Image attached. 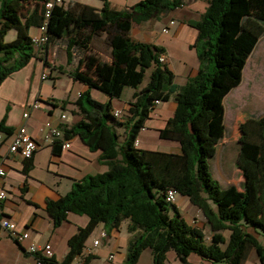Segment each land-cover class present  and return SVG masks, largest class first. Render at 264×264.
Listing matches in <instances>:
<instances>
[{
	"label": "trees",
	"instance_id": "1",
	"mask_svg": "<svg viewBox=\"0 0 264 264\" xmlns=\"http://www.w3.org/2000/svg\"><path fill=\"white\" fill-rule=\"evenodd\" d=\"M47 1L0 0V84L36 56L33 27L45 23L44 56L59 40L65 42L66 64L73 62L75 50L81 51L76 65L66 72L87 86L74 102L79 119L62 128L53 149L58 151L61 141L76 133L90 149L101 150L99 159L108 169L75 181L66 194L46 201L54 227L66 220L68 212L89 219L68 239L62 261L43 257L42 264H71L96 226L103 223L108 230H118L124 220L132 236L122 264H136L146 248L151 250V264H165L168 251H174L183 264H191L190 253L212 262L244 264L252 249L264 264V246L258 240L264 234V114L257 120L246 119L240 127V187L221 186L209 163L222 135L223 99L240 81L258 35L264 33L260 24L264 0H207L201 17L189 21L198 30L193 44L198 71L180 85L165 61L158 59L165 49L133 40L129 32L133 22L176 9L184 0H139L123 9H112L103 0L98 16L78 0L56 3L46 15ZM10 29L16 36L5 41ZM99 33H105L110 47L106 59L90 51ZM44 64L49 65L47 58ZM58 68L62 71L61 65ZM147 69L148 80L141 86ZM126 87L135 92L117 118L112 99L120 98ZM91 89L107 100L92 98ZM169 99L176 108L159 136L178 142L180 152L136 146L155 105ZM11 131L0 121V132ZM31 159L24 166L26 173ZM168 189L187 196L202 211L212 231L208 243L202 229L188 223L175 202L167 200ZM224 230L229 231L227 238Z\"/></svg>",
	"mask_w": 264,
	"mask_h": 264
},
{
	"label": "crops",
	"instance_id": "2",
	"mask_svg": "<svg viewBox=\"0 0 264 264\" xmlns=\"http://www.w3.org/2000/svg\"><path fill=\"white\" fill-rule=\"evenodd\" d=\"M78 1L86 4L87 10L96 16L99 15L103 5V0H98L99 3H91L86 0ZM138 1L107 0L112 9L127 8ZM207 5V0H184L183 4L176 9L162 12L148 20L132 23L129 32L131 39L152 43L165 49V63L173 72L174 82L178 85L183 84L188 77L194 76L198 71L199 60L193 47L198 30L191 26L189 21L198 20ZM170 20H173V23H170ZM165 26L168 28L167 32L162 31ZM37 33V28L30 29V35ZM262 36L264 37V33ZM255 47L247 59L251 58ZM45 58L47 57L43 54L36 55L25 66L7 76L0 84V121L12 129L10 134L0 132V162L5 169L1 186L7 192L6 198L0 200V218L12 219L16 222L19 231H28L29 233L27 239L18 243L0 226V264H26L31 258L26 252V246L30 242L49 243L53 250L52 257L58 262L62 261L68 251V239L76 233L79 227L85 226L89 218L85 214L68 212L66 220L54 227L53 221L45 209L46 201L66 194L75 181L81 180L87 175L105 172L108 169L107 165L99 159L101 150L90 149L76 133L71 134L68 138L69 147H60L58 151H54L53 141L55 139L51 134L50 127L46 124L63 128L77 121L79 116L74 114L77 110L74 102L80 93L87 89V86L79 81H74L67 75L66 72L75 65L71 63L68 65L72 67L62 66L61 71L59 66L55 67L50 63L45 65ZM54 70L56 73L53 72ZM43 72L48 73L46 79L41 78ZM62 75L67 78L68 94L60 97L55 94V85ZM49 78L53 79L52 86L45 83ZM134 92L135 89L128 91L120 103H114L115 98L112 99L113 109H120L123 113L128 107L129 101L132 100ZM90 93L92 98L100 102L107 100V96L103 93V97L96 98V95L101 93L96 89H91ZM36 100L39 102V107H31ZM64 100L65 104L62 102ZM175 108L176 103L173 99L158 102L152 110L150 118L146 121L145 127L140 130L136 146L155 150L152 148L153 139H162L159 136V130L164 127L166 120L172 116ZM25 111L29 114L27 118L23 117ZM62 113L70 115L67 122L60 118ZM22 124L26 125L38 144L37 150L31 157V166L27 173L24 172L27 159L18 152H9L12 132ZM166 141L173 144L172 150L169 152H180L178 142ZM178 196L181 197L180 202H175V204L179 211L180 203L189 202L192 204L187 196ZM187 213L188 223L202 229L204 234L206 231L211 235L210 226L197 206L192 204ZM102 228L107 231V236L92 248L89 255H85V248H83L84 264H114L117 258L119 259L117 264H122L132 234L128 232L123 245L120 235L121 226L118 230L114 228L108 230L103 223H100L93 230V232L97 231L95 236L90 241L92 232L87 238L85 246H91L92 241L97 238L99 230ZM139 260L136 264H139ZM187 260L191 264H224L203 259L195 253H190ZM165 264L183 263L174 251H168Z\"/></svg>",
	"mask_w": 264,
	"mask_h": 264
},
{
	"label": "rangeland",
	"instance_id": "3",
	"mask_svg": "<svg viewBox=\"0 0 264 264\" xmlns=\"http://www.w3.org/2000/svg\"><path fill=\"white\" fill-rule=\"evenodd\" d=\"M91 3H99L98 0H86ZM94 16V14H93ZM264 30V22L260 23ZM262 30V31H263ZM258 34V33H255ZM16 32L14 29L8 30L4 40L10 41L14 39ZM258 43L253 51L251 58L246 60L240 81L229 91V93L223 99V113L221 118L222 135L218 139L214 147V154L210 158V170L214 179L218 183L225 187L228 184H234L238 187L241 185L242 176L239 168L237 167V160L239 156V138L241 135L240 127L243 125L246 119L257 120L264 114V37L262 34L258 35ZM65 42L59 40L55 44L50 45L47 60L55 67L61 65L64 67H72L66 64L65 59ZM90 51H93L103 58H108L110 47L106 40L105 33H99L94 36L90 43ZM81 51H74L73 65H76ZM56 73V71H53ZM150 73V69L145 72L144 79L141 86L144 85ZM53 79H47L46 84L52 86ZM66 76H60L56 82L55 94L57 96H66L68 94ZM125 92L121 98H115L114 103H120L124 96L128 94L131 87H126ZM103 97V94L96 95V98ZM120 99V100H119ZM153 149L159 151H171L173 144L163 139H153ZM181 197L176 195L175 202H180ZM192 204L189 202L180 203V212L183 214L186 221L188 220V209ZM127 220L122 222L120 228V235L122 237V244L124 245L125 239L128 235ZM97 231L91 234L90 241L95 236ZM208 232V230H207ZM225 237L229 236V231H223ZM209 234L205 231V242H209ZM259 242L264 246V234H260L258 237ZM118 258L114 261V264L118 263ZM152 255L151 250L146 248L142 253L139 264H151ZM244 264H260L254 249L250 250L248 258Z\"/></svg>",
	"mask_w": 264,
	"mask_h": 264
},
{
	"label": "built area",
	"instance_id": "4",
	"mask_svg": "<svg viewBox=\"0 0 264 264\" xmlns=\"http://www.w3.org/2000/svg\"><path fill=\"white\" fill-rule=\"evenodd\" d=\"M63 0H48L45 3L46 7V15H48L49 10L54 6L56 3H60ZM170 23H173V20H170ZM45 23L42 24L37 28L38 33L31 35L32 44L34 47V50L36 52V55L42 54L44 51L45 44L47 42V35L45 32ZM163 32H167L168 28L167 26L163 27ZM159 61L164 62L166 61V57L164 54L159 55ZM48 77L47 72H43L41 74L42 79H46ZM33 108L39 107L38 100L34 101L31 105ZM113 115L117 118L121 117L122 111L120 109H113L112 111ZM29 116L28 112L25 111L23 113V117L27 118ZM60 118L63 121H68L70 119V115L68 113H62L60 115ZM50 127L51 134L53 135L55 140H58L62 137L63 131L61 127H55L51 126L49 123L46 124ZM70 143L68 139L61 141V147H69ZM38 144L35 140V138L29 133L26 125L22 124L18 126L11 135V141L9 143V152L20 153L24 158H30L34 154V152L37 150ZM5 169L3 164L0 162V200H3L7 196L6 190L1 186V180L4 176ZM176 193L173 189L167 190V200L171 202H175L176 200ZM0 226L4 228L10 235L11 238H13L16 242L21 243V241L27 239L29 237L28 231H19L16 225V222L13 221L10 218L2 217L0 218ZM107 236V231L102 228L99 230L97 238H95L92 241L91 246L84 247L85 248V255H89L92 252V248L96 247L100 240L103 237ZM26 252L31 256L30 260L27 261L26 264H42V258L43 257H52L53 250L49 243H36V242H30L26 246ZM112 257V255H110ZM71 264H84V256H82V253L78 255Z\"/></svg>",
	"mask_w": 264,
	"mask_h": 264
}]
</instances>
